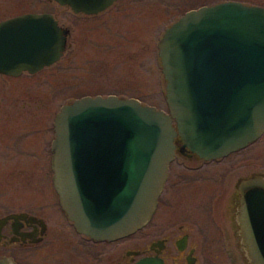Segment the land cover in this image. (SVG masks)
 <instances>
[{
	"label": "water",
	"instance_id": "1",
	"mask_svg": "<svg viewBox=\"0 0 264 264\" xmlns=\"http://www.w3.org/2000/svg\"><path fill=\"white\" fill-rule=\"evenodd\" d=\"M53 1L95 14L113 0ZM21 21L31 27L24 40L8 37L3 46L0 38L1 74L35 73L66 49L67 31L52 15L5 25ZM158 50L167 113L134 99L85 97L54 118V188L77 232L93 239H121L150 220L177 135L216 158L264 134L263 8L227 2L189 11L165 31ZM237 221L249 264H264V177L241 186ZM0 264L13 263L0 257Z\"/></svg>",
	"mask_w": 264,
	"mask_h": 264
},
{
	"label": "flooded vegetation",
	"instance_id": "2",
	"mask_svg": "<svg viewBox=\"0 0 264 264\" xmlns=\"http://www.w3.org/2000/svg\"><path fill=\"white\" fill-rule=\"evenodd\" d=\"M46 1L69 9L75 18L87 21L130 0H113L95 14L76 13L53 0H0V25H4L0 28L1 44L5 46L8 37L24 40L31 30L26 21L5 24L25 15L46 14L41 11L42 2ZM15 4L29 11L12 16L4 14ZM203 7L208 6H198L184 14ZM111 17L103 16L101 22L105 27ZM54 20L67 31L61 61L70 47L71 30ZM160 39L156 41L158 58ZM40 74L42 69L35 73L21 71L17 76L0 73V89L8 91L7 108H3L0 97V257L8 258L13 264H144L145 261L150 264H249L237 221L238 208L241 186L256 176L264 177V173H254L251 153L253 145L264 134L255 142L216 158L201 156L177 135L173 140V158L150 220L121 239L96 240L77 232L60 206L51 162L54 126L49 159L42 163V114L11 112L14 111V90L29 88L31 77ZM38 83H42V77ZM109 96L112 95H84L72 102L85 97ZM118 98L134 99L145 105L138 98ZM239 171L244 175L239 177Z\"/></svg>",
	"mask_w": 264,
	"mask_h": 264
},
{
	"label": "rangeland",
	"instance_id": "3",
	"mask_svg": "<svg viewBox=\"0 0 264 264\" xmlns=\"http://www.w3.org/2000/svg\"><path fill=\"white\" fill-rule=\"evenodd\" d=\"M227 2L264 9V0H130L99 18L83 21L75 18L69 9L42 2V12L70 28V47L61 61L31 77L29 88L14 90V111H11L17 115L42 114V163L49 159L55 115L76 98L96 94L138 98L147 106L167 112L166 81L157 57L156 41L185 11ZM18 5L4 14L12 16L29 11ZM103 16H112L106 27L101 22ZM4 91L0 89V97L3 108H7L8 91ZM252 150L254 173H264V138ZM241 175L244 173L239 171Z\"/></svg>",
	"mask_w": 264,
	"mask_h": 264
}]
</instances>
